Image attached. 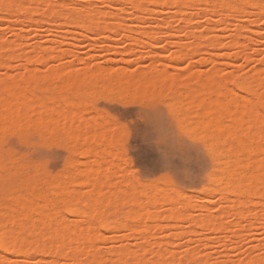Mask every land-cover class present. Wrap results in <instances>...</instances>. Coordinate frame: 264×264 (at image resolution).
<instances>
[{
    "label": "bare ground",
    "instance_id": "bare-ground-1",
    "mask_svg": "<svg viewBox=\"0 0 264 264\" xmlns=\"http://www.w3.org/2000/svg\"><path fill=\"white\" fill-rule=\"evenodd\" d=\"M42 1L43 0H41V1L40 0H0V19L2 17L6 18L7 16H10L11 14L16 15L15 13H19V14L24 15L27 18V21H29V23H28L29 25H30V23L36 24L38 19H40V20H43L45 22L53 21V23L58 21L57 24L59 23V26L61 24L59 22V20L61 19L62 23H66V25H67V22L68 23L72 22V24L75 23V24L79 25L78 29H80L79 27H81V26L83 28L88 29V31L85 29L84 32L86 31L89 33L90 32L89 29L91 30L92 28L93 29H99L98 31L97 30L93 31V29H92V31H91L92 35H94V34L98 35L99 32H100L99 34H101L104 32V30H107V33L105 35H103V36L99 35L100 37L102 36L103 39L105 36H107V37L111 36V35H109V33L110 32L113 33V31H114L112 26H114L116 24L114 26V27H116L117 24H119V25L124 24V23H122V21H126V19L123 18L124 15H121L122 19L116 18L119 20L114 21L115 20L114 14H116L119 17V15L117 13H113L112 15L108 14L107 16H109V18H107L105 13L107 10H109V9H107L109 6H106L103 8L100 5L99 6L92 5L89 2V4L86 3L85 5H82V6H71V7L67 6L66 4L64 5L61 3V5H64L63 7H61L60 5H58L56 3L50 4L49 2H44V1L42 2ZM130 1L134 2V6L132 5V8L135 9V11L132 10V12H131L132 14H133V12L136 13L137 12L136 10L141 11V12L148 10L150 12L152 10L150 7H148V4L150 2L151 3H154V2L159 3L158 0H154L153 2H152V0H130ZM160 1H162V0H160ZM165 1L166 0H164V2ZM168 1H170V0H168ZM15 2H17L18 4H15ZM146 2H147V4H146ZM171 2L176 4V6L175 5L174 6H175V8L177 7V9L179 11L183 12V11H186L188 9H191L192 13L201 14V15H199V17L200 16L202 17V15H203L204 19L209 14L215 15L219 9H223V8H226L228 12H231V16L233 18H235V20L237 19V17L241 13H243L242 15H246V14H250V13H257V15L264 16V0H171ZM197 2H199L200 5H198ZM162 3H163V1H162ZM173 3H171V4H173ZM120 9L122 10L124 8H120ZM177 9H175V10H177ZM121 10H119V11H121ZM175 10H173V11H175ZM112 12L113 11H111V13ZM181 12H180V14H181ZM135 13H134V15H135ZM177 13H179V12H177ZM183 13H185V15H186V12H183ZM149 14H151V12ZM194 14H193V19H192V17L191 18L188 17L186 19V16H184V14H182L181 20H180L179 16H178V18L180 21H184V19H185L186 22L191 20L190 21V23H191L192 21L197 19L194 17ZM110 16L111 17L114 16V20L110 19ZM148 16H150V15H148ZM173 16H174V12H173ZM183 16L185 18H183ZM189 16H192V14H190ZM195 16L198 17V15H195ZM25 17L23 18V21L25 20V23L27 24ZM144 17H145V15H144ZM175 17H177V16H175ZM239 17L241 18V16H239ZM209 18H212V17H209ZM226 18L228 19V16H226ZM254 18L252 20L250 19L251 21L248 20L249 21V22L247 21L248 23L243 22V23L237 24V22H236V25H234L235 23L231 24L230 23L231 20H229L230 21L229 22L227 19L223 18L224 19L223 20L221 18L220 19V22L222 20L221 25H226V23H228V24H230L229 26H233V25L235 26V27H232V29L235 28V31H232L231 34L228 35L229 36L228 42L223 41L222 37L219 36L217 33H213V35L211 36V34H212L211 31L213 32L214 27L211 26L210 22H212L213 24L215 22L217 23L218 21H215V20H213L215 22H213V21L209 22V20H208V23H209L211 28L210 27L207 28V33H211V34H210V36H208L206 38L205 37V23H207V18H206V22L204 21V24L202 23L203 25H201V23L198 20L200 18H198L197 19L198 23H200V26L202 28H204V31H203L202 35H201V32L195 33L196 35H195L194 39L196 41H192V39L188 40L189 42H192V43L194 42L193 43L194 46L196 45V43H198V44L196 45V50H192V49L188 50L189 48L187 46H186V49L184 48L186 50V58H188V57H189V59H190V57L194 58L195 56L193 57V55H195V53L198 54V57H199L200 56L199 53L204 52L201 55L204 57L203 60L205 59L204 60L205 62L210 60V61H212V63L216 62L215 64H219V63L221 64V60H219V59L217 60L218 62L220 61L219 63L217 61L213 62L214 57L215 56L217 57V54L214 53L215 54V56H214L213 53L212 54L210 53L212 58L208 54V57L210 59L209 58L206 59L205 55H203V54L209 53L210 51L206 52L209 49H211V50L220 49L221 50L222 48L223 49L224 48L230 49L231 51L233 50L230 53V55L231 54L233 55L234 52H235L234 54H237V52H240V55H241V52L243 54V50H246L247 47L250 46L249 44H247V42L245 43L244 41L246 39H254L255 37L260 36L259 33L257 32L258 30L256 31V27H253L252 24L256 20H258V22L256 21L257 25H258V23L261 22L260 19L262 20L263 18H260V19L259 18L254 19ZM132 19L134 20V18H132ZM135 19H137V17ZM239 19H237V20H239ZM127 20L131 21L130 19H127ZM142 20L143 19L141 18V20H140L141 22L138 21V23L142 24L143 22H145V21L142 22ZM147 21L149 22L151 20H147ZM20 22H22V21H19L18 23H20ZM131 22H132V24H130V22H129V24L133 25V21H131ZM136 22H137V20H136ZM158 22H161V21H158ZM186 22H184V23L186 24ZM129 24H128V26H129V28H128V26L126 25V22H125V26H127V28L123 29V30H127V29L130 30L131 26ZM160 24H162V23H160ZM192 24H194V23H192ZM195 24H194V26H199V25H195ZM119 25L117 27H119L118 29L121 30L122 28ZM163 25L164 24H162L160 26H163ZM206 25H208V24H206ZM221 25H219V26H221ZM33 26H35V25H33ZM59 26H57V27H59ZM69 26L72 27L73 25H69ZM125 26H123V27H125ZM189 26H191V25H189ZM189 26L185 25V27H187V29ZM194 26H192V27L194 28ZM254 26H256V25H254ZM53 27H55V26H53ZM57 27H55V28H57ZM117 27H116V29L114 28L115 32L117 31ZM201 27L198 28V30L201 29ZM100 29H102L103 31L101 32ZM110 29H112V30H110ZM190 29H191V27H190ZM195 29H196V27L194 28V31H195ZM223 29L227 30L228 26L226 28H223ZM232 29L229 28V30H232ZM80 30H82V29H80ZM108 30L110 31L109 33H108ZM123 30H122V32L124 34ZM128 30H127V32H129ZM198 30H196V31H198ZM202 30L203 29H201V31ZM95 32H97V33H95ZM117 32L120 33L119 30ZM117 32H116V34H117ZM170 32L167 31V35ZM80 33L82 34V32H80ZM84 34H86V33H84ZM84 34H82V35L85 36ZM129 34H131V33H129ZM141 34H142V37L145 38V36L148 33H146V35H145V33H141ZM197 34H199L200 37H199V35L197 36ZM126 35L125 36L123 35V36L125 38H127L128 36L126 37ZM143 35H145V36H143ZM167 35L164 38H168ZM175 35H177V34H175ZM187 35L188 34L185 33V37H183V38H189V37H187ZM189 35H190V31H189ZM138 36H140V35L138 34ZM149 36L151 37V35H148L147 37H149ZM178 36L179 35H177V37ZM191 36L194 37V32H193V35L192 34L190 35V37ZM196 36L199 37V38H197L199 41H197ZM87 37H90V35H87ZM169 37L170 38H168V39H170V40H168V39L167 40L171 41L172 36L170 35ZM129 38H130V35H129ZM131 38H134V37L132 36ZM137 38H134L133 41H135V39H137ZM157 38L158 37L156 36V38H155L156 42H158ZM175 38H176V36H175ZM244 38H246V39L244 40ZM20 39H21V37H20ZM20 39L17 38V39H14V40L8 42V41L3 40V38L0 35V51H6V49H7V51H9V50L17 47L19 45ZM114 39L115 38H113L112 40H114ZM151 39H152V37H151ZM151 39L149 40L150 42H151ZM158 39L160 40V38H158ZM176 39L178 40L180 38H176ZM56 40H55L56 44H58V46L61 45L60 43H57L58 40L57 41ZM138 40L141 41V39H138ZM138 40H137V42H138ZM153 40H154V37H153ZM153 40H152V43L154 46ZM143 41L147 42L148 40L143 39ZM172 41L171 42L174 43L176 40L174 41V38H173ZM184 41L187 42V40H185V39H183L181 42H184ZM60 42L64 43L63 40ZM178 42H180V41H178ZM186 42H184L183 44H185ZM189 42L186 43L185 45L189 44ZM147 43H149V42H147ZM182 45L180 46V48L181 47L183 48L184 45L183 46ZM190 45H191V43H190ZM189 47H191V46H189ZM3 49H5V50H3ZM58 49H60V46L58 47ZM248 49H247V51H249ZM181 50L182 49H180V51H179L180 53H181ZM220 50H218V51H220ZM184 51L182 54H184ZM132 52L135 53V51H132ZM156 52H155V54H157L159 51L157 53ZM1 53H3V52H1ZM1 53H0V65H3V66L8 65L6 63V61L2 59ZM33 53H35V52H33ZM33 53L30 55L24 56L25 60L28 63L33 62V63L40 64L39 62H41L47 54V52L45 50L41 51L39 53L36 52V53H38L37 55H35L36 53L35 54H33ZM52 53L54 54V55L52 54L53 56L49 55L51 57V59L57 60V59H59V57H62L60 52H59V55H56L54 52H52ZM62 53H63V51H62ZM133 53H131V55H133V56L136 55ZM180 53H178V54H180ZM247 53L249 54V52H247ZM247 53L244 51V54H246L244 56L245 57L247 56L248 59H250L249 56H251V54L248 56ZM66 54H68V53H66ZM173 54H176V53L173 52ZM224 54H225V57H227L228 59L229 58L231 59V56L228 57L229 56L228 54H227V56H226V53H224ZM63 55H64V53H63ZM70 55L73 56V54H70ZM133 56H131V57L133 58ZM162 56H163V54H162ZM219 56H221V58L224 57L223 54H221ZM75 57H77V56H75V54H74V59H75ZM158 57H160V56H158ZM171 57H172V59H171ZM171 57H170V59H171L170 62H172L173 59H175V62H176V58L181 59L180 61L187 60V59H184V57L182 55L181 56L177 55L176 58H174V55ZM247 57H246V60H248ZM6 58H10V55H8ZM46 58L47 57H45V59ZM77 58L79 59V57H77ZM134 58H135V56H134ZM192 58H191V60H192ZM251 58H252V56H251ZM156 59H157V57H156ZM179 59H177V60H179ZM200 59L201 58L198 59L199 62H202L203 60L202 59L200 60ZM159 60H160V58H159ZM152 61H153V63H155L154 57H153ZM187 61H190V60H187ZM222 61H223V64H224V62H225V64L227 62L229 64V61L226 62L225 59H222ZM259 61H260V59H259ZM162 63H164V62H162ZM212 63H211V65L213 66L214 64H212ZM192 64L193 63L188 65L187 68L189 70H191L193 65H195V64H193V65ZM231 64H233V62H231ZM198 65L196 67H198ZM153 66H157V65H151L150 69L153 68V69H155L154 72H157L159 67H157V70H156V67L154 68ZM195 66H194V68H195ZM203 66L205 67V64ZM226 66H228V65L226 64ZM36 67L33 68L34 70L30 69L26 73H22V74L18 75L10 83L9 82L8 83H6V82L0 83V130L2 131L3 129H5V130L10 129L9 131L17 130V131H21V132L22 131L24 132V130H25V132H26V130H28L30 128L33 129V127H34L38 130H43V131L46 130V132H47V129H48L50 124L55 128L61 127V126L60 127L58 126L59 124H62L61 120H60L61 122H59L60 118H62V120L64 122L66 121V123H67L68 119H65V118H66V115L68 116V114L70 112L71 113V115L69 114L70 118L72 117V114H73V118L78 117L77 121H79L81 119V121H79V122H82V120H84L85 126H87L86 122L88 123V127L86 128L87 131H83V129H81L83 126L80 127L79 125L84 124L83 123L84 121L82 123L78 122L79 130L80 129L82 130V131H80L81 133L79 132V134L77 133L79 131L78 128L77 129L75 128L77 126V122L76 121H75L76 123L74 122L75 118L74 119L71 118L73 120L74 124L70 123V126H68V125L67 126L72 127L73 132L75 130H77L76 134H78V137L80 134H85L84 136L86 139L87 135H88V138L90 137V135H93L91 137H92V140L95 138L93 141L94 144L96 143L94 145L95 148L92 147L93 144H92V146H89V147H91L90 150H91L92 157H94V159L89 158V160L92 161V162H89V160L87 161L88 158H86L85 161L87 163L84 162V159H83L82 163H80L81 161L79 160V162H77V165H78V163H80L79 166L82 164L83 165L82 168H84L82 170H80V169L78 170L76 168V166H75V168L69 169V170L64 168V169L68 170V172L64 173V169H63V172H62L64 174L63 177L57 179L56 177H53V178H52V176L49 177V175H51L49 173L47 176L45 173H44L45 175L42 173H39V171H37V169L34 172L32 171L33 172L32 174L21 175L18 173V171H16V169L18 167H20L19 165H23L24 163L21 164V162H20V164L16 163L19 165H16L15 162L10 161V160L15 159L13 157L10 158V160H9L10 163H9L8 162L9 157L7 156L8 157L7 162L9 163V165L7 168L5 166V168L7 169V171L5 173V177L10 181V184H9V186H5L4 196L2 194L3 205H1V203H0V205H1L0 206V211H1V214H0V264H41L43 262V260L46 258L45 256H47L49 261L52 260L48 257V255L52 256L51 258H53V260L50 264H55V262H62L61 261L62 258H64V261H65V259H67L70 262V264H71V262H75V264H151L152 261H155V264H167L169 259L179 260L181 258H183L186 262H190V263L193 262L196 264H198V263L217 264V262H215L216 260H213L214 263H211L212 261L209 263L210 260H208V259L211 258L210 256L207 259L208 256H206V255L210 254V253H207V252L205 253V250H204L205 245L207 246V244H208V243H206V244L203 243L206 241V239H205V241H202L201 242L202 245H200V243H197L196 241H198L199 239H202V238L200 236H198V237L196 236L197 240L195 239L196 241H194V242L196 243L197 246L195 245L194 248L190 247L191 249H188L189 247L187 246V248H186L187 251L185 252V254L184 253H182L184 255L180 254L181 257H180V255H177V257L179 256L178 258L176 257V255L174 253L176 252V249L179 248V246L177 243H176V245H177L176 246L174 243L175 241L174 242H172V241L174 239H176L177 237L179 238V236L181 234L186 235L188 232H189L188 233L189 235L193 232L194 234H191L192 236L195 234L200 235L197 233L198 230L196 228L201 226V228L205 227V229H209V230L214 231L215 233L219 234V236H218L219 240H217V241L219 242L220 239H222L220 241V243H222L223 238H224V240L227 239L226 241H228V240L231 241V244L234 241H235V243L238 242L240 244V242H242V238H243L241 236L244 235L242 233H244L245 230L243 228L239 227L236 222L229 223L230 221L229 222H226V220L224 221V217L222 214L223 212H221V211L225 212V210H223V209H225L224 207H229L230 213L236 214V216L240 217V218H242V217L246 218L248 216L249 218H251L252 221H263L264 220V214L260 213V212L258 213L257 212L258 208L256 209L254 207V206H256V203H257V205L261 206L260 204H258V201L262 200V199L264 200V113H262V107H264V69L256 68L250 74L246 73L244 75H240V73H239L240 76L237 73H235L238 71V69H236V68H235V70L233 69V71H235V72H232V69H231V71L228 70L229 71L228 73H226L227 70L225 69L226 74H224V73H222V72H224L223 71L224 69H221L223 67L222 66L217 67L216 65H214L213 68L211 67L212 71L210 70L211 72L209 71V73L203 71L202 69H204V68H201V70L195 68L188 73L186 72V70L188 71V69H186L184 74H183V72H182V75L180 74L181 77L179 75V72H175L176 76L179 75L178 78L180 77V79L186 76L185 77L186 79L185 78L183 79L184 85H183V83L178 84L180 81L178 83H176V81L178 80L177 78H175L176 76L174 74H169L172 72L167 70L166 74H169L168 75L169 78H170V76H174V77H172L174 82L170 81L172 78L168 82L169 78L167 76H166L165 80H167L169 86H171L174 89V92H175L174 95L176 98V102H177V100L179 102H183V104H181V105L185 106V108H184L185 113L186 112L190 113L193 110H195V112H193V114L195 113L196 116H194V117H196L197 119L193 123H192V121H194L195 119L192 120L191 122H189L188 127L190 126V123H192L191 127L196 129L198 132L200 131L202 136L204 135L205 139L207 141H209L210 147H211V148L210 147L209 148L212 151V154H213L212 157L214 158L213 161H215V165H216V167L215 166L214 167L217 169L215 174L213 175L214 177L212 178L211 187L213 188L214 192L217 193L222 198V201H224V204L222 205L223 207L221 206V208H222V210L220 211L221 213L219 214V212H218V213L214 214V213L209 212L208 214L206 213V215L204 213V214L199 216L197 214H192L190 212H171L169 214L160 213V207H159L160 203L163 202L162 203L163 205H165V203H168V202H170V204H178L179 198H172V197L180 196L181 191L177 193L176 190L173 192H171L172 190H170L168 193H166L164 195V197L162 199H159L156 196L149 195L144 190L143 183H141L142 181L137 180L138 178L137 179L135 178L137 180V181L135 180L136 182H133V180H132L133 178L131 180H130V178L125 179L126 182L129 184V186H123V185L117 184V183L113 182L112 180H109L108 178H106V176L103 175V172H102V171H104L103 170L104 167L107 168L106 166L107 165L110 166V164L112 166L113 165L112 164L113 163L112 158L116 155V153L119 154V151L118 152L116 151V150H118L117 147L116 148L113 147V149H112L113 151L110 150V143H111V145H113L115 143L117 144V142H116L117 140L114 139V137L112 136L111 133L108 134V132H111V131H109L107 129L109 127H111V125H112V124L110 125V122H109L110 120H109V118H107L108 115L105 114L107 116V117H105L107 119H105L103 117L104 112L102 113L99 110L102 114L100 112H99L100 114L99 113H97V114H99L101 120H103V121L106 120V121H104L105 123L102 121L104 125L97 122V127H96L94 120L97 118H95L94 115H90V113H89L90 110L92 111V107L90 106L91 109L86 111V109L88 108L87 107L88 103L84 102V100H83V105L86 104V107H84L85 113H86L85 115L89 114L86 117L90 118V116H93V118H94V120H92L93 118L92 119L90 118V120L88 119V121H91V120L94 121L93 122L94 124H92V122H90L92 124V126H94V127H91V126L89 127V122L86 121L87 119L81 118V116H84V114L82 113L83 108L81 109L79 101L78 100L76 101L74 99L73 100L74 102H72V100H69L70 98L67 94H66L67 95L66 97H68L69 99L67 98L65 100L64 98H66V97L64 96V93H62L63 94L62 100H64L67 104H68V102H71V103H69L71 107L65 105V106L69 107V110L71 108L70 111L65 110V112H62L63 109H65V108H63V109L61 108L62 111H60L59 108H57V107H60L59 105H57L59 103V100L57 98H54L55 96L53 95V93H51V94L54 97L51 98L50 96H48V98H50L49 103L51 102V105H48L47 104L48 101H46L45 96L42 95V93H41V91L45 89L44 85L49 83V80L52 78H53L52 79L53 81L56 80L54 77L58 78V76H60V75L63 77L62 74L63 73L65 74V72L67 70H69L71 68V66L67 69V67H64L63 65L61 67V65H60L59 66V68L61 67L60 69L55 68L52 70V68H54V66H53L52 68H49V69H51V72L49 71L50 74L49 75L47 74L48 76L43 75L42 73L40 74L41 70L37 68V70H38L37 71ZM63 68H65V69H63ZM111 69L112 68H109L108 72H110ZM118 69H121V68H118ZM59 70H61V71L65 70V71L64 72L62 71L63 73L61 74V71H59ZM87 70H88V68H87ZM91 70L93 71V73H94V70L97 71V69H94V70L91 69ZM121 70H119V71H121ZM123 70L125 71V69H123ZM164 70L166 71V69H164ZM164 70H163V72H164ZM69 71H67V72H69ZM79 71L76 72L77 78H78V75H80V74H78V73H80ZM85 71L86 70H84V72L82 71L81 73L86 74ZM158 71L160 72L161 70H158ZM46 72H48V71L46 70ZM46 72L45 73L43 72V73L46 74ZM125 72H127V71H125ZM125 72H123V73H125ZM134 72L136 73L135 75H136V80H137L139 78V77L137 78L138 72H136V71H134ZM163 72L161 71V74L159 73V75L157 73L158 76L155 74V76H157L159 78V80L161 78L163 79L162 81L160 80V82L164 81L165 75L163 74ZM72 73L70 71V73H68L69 76ZM91 73L92 72H90V75H91ZM103 73L106 74V71ZM121 73H122V71H121ZM145 73H150V71L149 72L146 71ZM242 73H244V72H242ZM68 74H66L67 75L66 77H68ZM84 74H82V76ZM87 74H89V72ZM87 74L84 76L86 77ZM96 74H97V72H96ZM100 74H101V72H100ZM130 74L133 75V73H131V72H130ZM151 74L154 75V73H151ZM151 74L148 75V78H147L146 74L144 76H146L145 77L146 84L148 85L150 83V85L153 87L154 81L159 82V80L158 79L156 80L155 79L156 77L152 78L153 76H151ZM127 75H128V73H127ZM132 75H130V76H132ZM143 75H141V77ZM82 76L80 77L81 79H82ZM94 76H96V75L94 74ZM121 76L122 75H120V77ZM73 77H71L72 81H73ZM98 77H99V79L102 78L100 76H98ZM63 78H61V79L63 80ZM80 78H79V80H80ZM103 78H106V77H103ZM110 78L111 77H109V79ZM68 79H69V77H68ZM74 79L76 80V78H74ZM90 79H95V78L91 77ZM90 79H89V81H90ZM126 79H127V76H126ZM65 80H67V79H65ZM232 80H236L237 84H232L231 83ZM59 81H61L60 78H59ZM69 81H70V79H69ZM89 81H88V83L92 84ZM110 81H109L110 85L115 82V81L114 82H110ZM131 81L133 82L135 80L132 79ZM65 82H64V84H65ZM74 82H72V85L74 84ZM91 82H93V80ZM123 82L127 83L130 81L128 79L127 82L126 81H123ZM165 82H164V84H165ZM181 82H182V80H181ZM61 83H63V81H61ZM67 83H69V82H67ZM80 83H81V81H80ZM82 83H83V81H82ZM96 83H97V81L95 82V84ZM119 83H122V82H119ZM139 83L143 84L142 81L137 82V84H135V82L133 83V85L135 84L134 87H136V89L134 90L135 94H136V91L138 90L137 86L139 87V85H138ZM89 84H86V85L89 86ZM128 84H130V83H128ZM128 84H125V85H128ZM161 84H163V83H161ZM181 84L183 85V87L179 88L178 85H181ZM56 85L58 87V83ZM92 85L94 86V84H92ZM133 85H132V88H133ZM167 85H166V88H167ZM75 86H77V84L76 85L74 84L73 87H75ZM98 86H100V85H98ZM145 86H144V89H145ZM48 87H50V86H48ZM53 87H55V86H53ZM60 87H62V86H60ZM70 87H72V86H70ZM101 87H104V86H102V84H101ZM128 87L126 89L127 91H128V89H131ZM154 87H156V86H154ZM75 88H77V87H75ZM122 88H123V86L121 87V89ZM124 88H125V86H124ZM160 88H162V87H160ZM65 89H70V88H66V86H65ZM84 89H86V88H84ZM88 89H90V88L88 87ZM110 89H112V88H110ZM148 89H149V87H147V90ZM258 89H260V90L262 89V91H259ZM56 90L58 91V89H56ZM62 90H64V89H62ZM79 90H80V88H79ZM100 90H101V88H100ZM103 90L104 89L102 88V93H103ZM114 90L112 92H114ZM139 90L141 92L142 87ZM147 90H145V92ZM149 90L151 91V89H149ZM158 90H159V92L161 91L159 89V87H158ZM164 90H165V88L163 89V91ZM72 91H74V90H71V92ZM93 91H92L93 92L92 96L94 97L95 89ZM106 91H107V89H106ZM110 91H107V92H110ZM122 91H124V90H122ZM66 92H68V91H66ZM124 92H126V91H124ZM154 92L156 93V91H154ZM86 93H89V92L86 91ZM127 93H129V92H127ZM59 94L61 95V92ZM138 94L142 95V92L141 93L138 92ZM152 94H150V95H152ZM158 94H160V93H158ZM60 95H59V97H61ZM79 95L83 96L81 94H79ZM144 95H145V93H144ZM70 96H71V94H70ZM89 96H90V94H89ZM96 96H98V94ZM85 97H87V95L82 97V98L85 99ZM148 97H149V95H148ZM152 97H154V96L152 95ZM167 98H169V97L167 96ZM94 99H95V97H94ZM158 99H159V97H158ZM172 99H173V97H172ZM155 100H156V98H155ZM64 101L62 103H64ZM89 102H90V99H89ZM179 102H177V103L179 104ZM80 103H82V102H80ZM191 104L192 105L194 104L196 106L195 108L197 110L195 108H192L193 110L191 111V109H190V106H192ZM78 105H79V107H78ZM88 105H90V103ZM63 106H64V104H63ZM78 108L80 110V111H78V113L79 114L81 113L80 114L81 116L78 114L80 117L76 116V114H77L76 111L78 110ZM96 109H98V108L96 107ZM179 109L181 110V108H179ZM66 112H68V113L66 114ZM96 112H97V110H96ZM182 113H183V111H182ZM181 114H180V119H181ZM193 114H190V115L193 116ZM183 115H182V117H184ZM188 116L189 115L187 114V117ZM194 117H192V118H194ZM71 119H70V121L72 122ZM185 120H186V118H185ZM180 121L182 122V120H180ZM188 121L189 120H187L186 122L184 121V123H187ZM64 122L62 125H64V124L66 125V123H64ZM106 122H109V123H107L108 125H106V126H109L108 128L105 127ZM112 123H114V122H112ZM72 125H76V126L73 127ZM67 126H66V128H68ZM115 126L116 125H114V128H115ZM183 126H186V125L183 124ZM100 127H102V129L105 127V130H107L108 135L105 134L106 131L104 129L101 131ZM188 127L187 126L185 127V128H187L186 131L188 133L191 130H192L191 132H195V130L193 131V128H191V127H190L191 129L188 130ZM50 128H52V127L50 126ZM73 128H75V130ZM97 128L100 129L99 131H101V133L98 131ZM62 129H64V128L62 127ZM86 129L84 128V130H86ZM96 129L98 131V134H100V135L105 134L108 137L111 135L113 137L112 139L115 140V143L112 144L111 137H109L110 139H108V138H106L107 136H105V135L101 136L100 141L97 140L98 136H100V135L97 134ZM49 131L53 132L54 130L53 131L49 130ZM103 131L105 133H102ZM67 132H68V130H67ZM73 132L71 131L70 133H72V136L76 137L77 135ZM85 132L86 133L89 132V133L86 134ZM64 133H66V132L64 131ZM70 133H68V134L66 133V135H68L67 137L71 136ZM49 134H51V133L47 134V139H48ZM55 134L56 133H53L51 138H53V136ZM73 134H75V135H73ZM195 134H194V136H195ZM43 135H41V137ZM80 136H82V135H80ZM194 136L192 135V137H194ZM196 137H200V136L197 135V136H195V138ZM1 138H3V137H1ZM43 138H44V136H43ZM70 138H69V140H70ZM80 138H75V141H76V139L79 140ZM83 138L84 137L82 136V138H81L82 141L84 140ZM202 138L203 137H201V139ZM54 139L55 138H53V140ZM203 140H204V138H203ZM54 141H56V140H54ZM87 141H88V139H87ZM90 141H91V139H90ZM103 141L105 143H102ZM44 142H45V140H44ZM50 142H53V141L51 140ZM72 144H70V146ZM77 144L79 145V143H77ZM82 144L86 145L87 143L86 142H85V144L80 143V146ZM102 144H104V146H102ZM74 146H75V144L72 146L74 148V151H75ZM83 147H85V146H83ZM76 148H77L76 150H78V148H80V147L76 146ZM83 149H84V153L85 152L90 153L89 148L88 149L83 148ZM83 149L81 148L80 151ZM114 149H116V150H114ZM71 151H73V149ZM80 151L77 153H80ZM84 153L82 151V153H80V154H84ZM89 155L87 153L86 157H89ZM83 157H85V156H83ZM118 158H121V153H120ZM0 159H2V158H0ZM121 159H123V158H121ZM72 161H73V159H72ZM76 161H77V159L75 160V162ZM69 162H70V160H69ZM36 163L38 164V162H36ZM36 163H34V164H36ZM73 163H71V164H73ZM37 164L35 165L36 167L38 166ZM69 164L70 163H68V165ZM3 166H4L3 162L0 161V168L1 167L3 168ZM71 166L72 165H70V167ZM24 167H25V165H23L22 168L20 167V169H17V170L22 171V169ZM33 167H34V165H33ZM37 168H39V166ZM1 170L2 169H0V172H1ZM27 171H28V169H27ZM41 171L43 172V169H41L40 172ZM59 176H62V175L59 174L58 177ZM0 178L2 179V182H4L1 175H0ZM9 181H7V182H9ZM81 184L83 186L86 185V187L87 186L90 187L89 188L90 190L88 189L89 191H86V193H84V194L78 188L76 190L75 186H77V185L80 186ZM170 186H171V184H169L168 189H170L171 187H172L171 189L174 188V186H171V187ZM1 188H2V186H1ZM17 189H20L21 192L17 193L16 192ZM177 191H179V190H177ZM102 192H103V195H101ZM174 193H176L177 195L176 194L174 195ZM0 195H1V193H0ZM256 197H258L259 200ZM255 201H257V202H255ZM68 202H71L73 204V206L80 209V211H78V212H65V211H63L62 209H63L65 203H68ZM130 202H132L131 204L135 203V205L137 204L139 206L136 205L137 208H128L127 205H129ZM227 202H228V204H227ZM229 202H230V205H229ZM225 203L228 206H225ZM262 204H263L262 206H264V203H262ZM2 206L4 207L3 211L1 210ZM189 206L193 207L195 205L192 204V202H190ZM252 206L254 207V210H253V208H251ZM111 207H117V208L112 209ZM229 208H228V210H229ZM85 210H87V212H89L91 214H95L96 211H99L100 214L104 217L105 222L108 223L109 226L102 228V229L94 227L95 222L91 220L90 216L82 215V213ZM227 212L228 211L226 209L225 219H228L227 217H229V213L227 215ZM161 214H165V216H163ZM233 214H232V216H234ZM68 218H69L70 223L67 221L65 222V220L66 219L68 220ZM234 218H235V220L237 219L236 217H234ZM164 221H166V222L164 223ZM168 221H172L175 224L177 223V221H179L180 224H181V222L183 224L186 223L187 225L186 224L185 225L187 228L184 226L185 228L182 229L183 225L181 224L182 225L181 226L179 224V222L177 224L180 226V228L177 226V224L176 225L171 224ZM82 222H85V223L83 224ZM84 225L87 227H84ZM177 227L179 228V230H176ZM151 228H153V230ZM103 229L114 230L118 234L124 232L125 233V234L123 233L124 236L128 232L129 234H131V236L133 238H136L135 235L139 236L140 237V238H138L139 241L141 240V238H142V240H145L146 238H149V237L151 238L150 234L154 235L152 237H156L155 235H157V233H159V232H164V234L166 232L167 233L169 232V234H167V235H169L170 238L172 236L173 239H172V241H169V239H168L169 236L167 237V235H166L167 239L161 238L160 240H162V241H160L158 239L160 242H155V245L151 244V243H153L151 241L149 242L148 240L147 241L145 240L147 242V244H146L144 241L141 240L143 242L142 245L140 244L141 248H139V246H137L136 248L133 249V248H131L132 246H130V244L129 245L127 244V245L119 246L118 248L110 246L112 248H110V249L107 248L108 250L104 251L101 248V244H103V247H104L105 246L104 244H106L107 238H106L105 233L103 232ZM165 230H166V232H165ZM160 234H159V237H161L163 233L161 235ZM164 234H163V236H164ZM148 235H150V236H148ZM228 236H230V237L234 236V238H233L234 241L231 240L230 238H228ZM235 237L240 238L239 239L240 241L238 239H236ZM103 238L104 239L106 238L105 239L106 241ZM204 238L202 240H204ZM102 240L105 243H101L100 245H98ZM168 244H172L173 249L175 247V252H173V250H172L171 252H173V253L170 252L171 254H169V255L166 253L167 248H171L170 245H168ZM222 244L225 245L226 243L223 242ZM263 244L264 243L261 244L262 246H260L258 244V246L260 248H262V247H264ZM198 245L202 246V247L199 246L200 250H199V248H197ZM203 245H204V247H203ZM234 245H236V244H234ZM166 246H169V247H166ZM239 246L237 245V247H239ZM106 247L107 246H105L104 249ZM234 247H236V246H234ZM256 247L257 246L255 245L253 249L256 250ZM202 248L204 250L203 253H205L206 258L204 257L203 253L201 254ZM257 249H259V248L257 247ZM178 251L181 253V251L179 249H178ZM30 252L31 253L36 252L39 254L40 257L37 256V259L40 258L38 260V262L33 263V261L32 262H30L28 260L23 261V259L21 260L22 262L16 261V259H14L15 260V262H14L12 260L11 256L9 255V254H14V255L16 254L17 255V254L23 253L22 254L23 256H25L24 254H26V259H27V257H28V259H31L29 257H32V256H28V254ZM57 253H59V255H57ZM149 253L153 256V258L152 257L148 258L146 256V254H148V256H151ZM168 253H169V251H168ZM178 253H176V254H178ZM251 256H253V255H251ZM251 256H249L247 258L248 260L245 259L244 264H264L263 255L261 256V254H260L258 256L256 254L253 257H251ZM12 257H14V256H12ZM48 260H46V261H48ZM240 261L241 260H239V262ZM224 262H226V261H224ZM224 262L220 261V263L218 262V264H226L227 263V262L226 263H224ZM239 262L238 263L236 262L234 264H239ZM231 263L232 262H230V264ZM42 264H47V263L44 261V263H42Z\"/></svg>",
    "mask_w": 264,
    "mask_h": 264
},
{
    "label": "rangeland",
    "instance_id": "rangeland-1",
    "mask_svg": "<svg viewBox=\"0 0 264 264\" xmlns=\"http://www.w3.org/2000/svg\"><path fill=\"white\" fill-rule=\"evenodd\" d=\"M43 1L49 2L50 4L56 3L58 5H61V3H62L64 5L66 4L68 6V4L66 3V0H43ZM153 1L154 0H152V2ZM162 1H163V3H162ZM162 1L158 0L159 3H157V2L151 3L150 2L148 4V7H150L152 10V11H150L151 14H149L150 12L148 10H145L146 12L145 11L141 12V11L136 10L138 13L139 12L140 13L138 14L137 12L136 13L133 12V14H132L131 13L132 10L135 11V9L132 8V5L134 6V2H132L130 0H127V1L126 0H122V1L121 0H71L72 6H82V5H85L86 3L89 4V2H90V4L95 5V6L100 5L103 8L106 6H109L107 8L109 10H107L105 13L106 16L108 14L112 15L113 13H117L119 15V17H118L116 14H114L115 20H114V16L113 17L110 16V19H112L114 21H116V20L118 21L119 19H122L121 15H124L123 18L126 19V21L121 20L122 23H124V24H120V25L117 24V26L118 25L121 26L122 29L120 30V29H118L119 27L116 26L117 31L119 30L120 33L122 32L123 29L127 28L129 22H130V24H132L131 21H133V25L129 24L131 26L130 30L127 29L129 32H127V30H123L124 34H123V32L120 34L116 31L117 32V34H116V32H115L116 27H114L116 25L115 24L114 26H112V28L114 30L113 33L108 30V33L110 32L109 35H111V36L113 35V36L112 37L111 36H109V37L105 36L104 39L102 36L107 33V30H104V32H103L104 34L103 33L99 34L100 32L98 33V35L93 33L95 35L94 36L91 33L93 28L91 30L89 29V31H90L89 33L86 31L84 32V30L86 28H83L81 26L79 28L82 30H80V29H78L79 25H77L75 23L72 24V22H69V23L67 22V25H68L67 26L66 23H62L61 19L59 20V22L61 23L60 26H59V23L57 24L58 21L53 23V21L45 22L43 20L38 19V21L36 23L38 25L37 26L35 23H32V24L30 23V25H29L28 24L29 21H27V18L24 15L19 14V13H15L16 15L11 14L10 16H7L6 18L2 17L0 19V35L3 38V40L9 42V41H12V40L17 39V38L20 39V37H21V39L19 40L20 42H19V45L17 47H15L9 51H7V49H6V51H0V53L3 52V53H1L2 59L5 60L6 63L8 64V65H4V66L0 65V83L1 82H6V83L9 82L10 83L18 75H20L22 73H26L30 69L34 70L33 68L36 66H37L36 70H37V68L40 69L41 70L40 74L42 73L43 75H47V74L49 75L50 74L49 71L51 72V69H49V68H52L53 66H54V68H52V70L55 68H59L60 65H61V67H62V65L64 67H67V69L71 66L72 69L70 68L69 70L71 71V73L72 72L73 73L70 76L68 74V73H70L69 70H67L69 72L66 71L65 74L63 73L65 70L64 71L62 70L63 72L61 70H59V71H61V74L63 73L62 75L64 78L60 75V76H58V78L54 77L56 79L54 81L52 80L53 78L50 79L49 80L50 84L45 83L46 84V85H44L45 89L42 90L41 93H42V95L45 96L46 101H48L47 102L48 105H51V102L49 103L50 98H48V96H50L51 98L55 96L54 98H57L59 100V103H60V104L59 103L57 104L60 106L57 108H59L60 111H62L61 108L62 109L65 108V109H63L62 112H65V110L68 111L69 107H71L69 104L71 102H68V104H67L64 100H62V95H63L62 93H64L65 97L68 95L70 98L69 99L68 97H66V98H64L65 100L68 98L69 100H72V102H74L73 101L74 99L76 101L77 100L79 101L81 109L83 108L82 113L84 114V116H81L80 115L81 113L80 114L78 113V111H80L79 108L76 111L77 112L76 116L80 115L81 118L87 119L86 121H88V119L90 120V118L92 119L93 116H90V118L86 117L89 114L85 115L86 113H85L84 107H86V104L83 105V100H84V102H86L88 104L90 103V105L87 104L88 108L86 109V111L90 110L92 107V111L90 110L89 113H90V115H94L95 118H97L95 120H94V118L92 119L95 121L96 127H97V122L100 124H103V122L106 121V120H104V121L101 120V118L99 116V114L101 112L102 113L104 112V114H103L104 118L107 117L106 115H108L107 118H109V120H110L109 121L110 125L111 124L113 125V126L111 125V127L106 126V125H108L107 123H109V122H106L105 127H107V128L109 127L107 129L109 131L111 128H114L115 124L112 122H114V120L117 118L126 117L127 121H135L136 122L135 125L133 126V129L130 131L129 136L127 137V139L125 141H122L119 138L118 139L115 138L117 140L116 141L117 144L115 143V140L112 139L114 137L113 133L108 132V134L111 133L113 136V137L111 135L109 136L112 139L111 140L112 144L115 143L113 145H111V143H110V150H112L113 147H115V148L117 147L118 150H116V149H114V150H116L117 152L119 151V154L116 153V155L114 157L112 156L113 158L111 157L113 159V163H112L113 165L111 166V164H110L111 167L109 165H107V166L105 165L107 168L104 167V169H103L104 171H102V172H103V175L106 176V178H108L109 180H112L113 182H115L117 184L123 185V186H129V184L125 180L127 178H130V180L133 178L132 179L133 182L140 180V181H142L141 183H143L144 190L149 195L156 196L159 199H162L164 197V195L166 193H168L170 190H172L171 192L176 190L177 193L181 191L180 196L172 197V198H179L178 204H170V202H168V203H165V205H163L162 204L163 202L160 203V205H159L160 213L169 214L171 212H190L192 214H197L200 216L204 213L206 215V213L208 214L209 212L214 213V214L218 213V212L220 214L221 212H223L222 214L224 217V221L225 220H226V222L230 221L229 223L236 222L239 227H241L245 230V232L242 233L244 235L241 236L243 238H242V242H240V244L238 242L235 243V241L233 239L234 236L233 237L228 236V238H230L234 242H232V244H231V241H229V240L226 241L227 239L224 240V238H223L222 243L223 242L226 243L225 245H223L222 243H220V241L222 239H220L219 242L217 241V240H219L218 239L219 234H217L214 231H211L209 229H205V227L201 228V226L196 228L198 230L197 233L200 235L195 234L192 236L191 234H194L193 232L192 233L190 232L191 233L190 235L188 234L189 232L188 233L186 232L187 233L186 235L181 234L179 236V238L177 237L176 239H174L172 241L173 237L171 236V238H170V236L167 235V234H169V232L167 233L165 230V232H166L165 234H164V232H159V233H157V235H155L156 237H152L154 235L150 234L151 238L150 237H149L150 239L146 238L145 239L146 241L147 240L149 242L151 241V242H153L151 244L155 245V242L162 241V240H160L161 238L167 239V237L169 236L168 237L169 241H172V242L175 241L174 242L175 245L177 243L179 248L176 247L177 249L175 252V247L173 249V245L168 244V245H170L171 248H167L166 253L169 255V254L175 252L174 254L177 257V255H180L182 253L185 254V252L187 250L186 249L187 246L189 247L188 249H191L190 247L194 248V246L196 245V243L194 241L197 240L198 236H200L202 239L205 237L204 240L198 238L199 242L198 241H196V242L200 243V245H202L201 242L205 241V239H206V241L203 243H205V244L208 243L207 246L205 245L204 250H205V253L206 252L210 253V254L206 255V256H208L207 259L209 258V256L211 257L208 259V260H210L209 263L211 261H212L211 263H214L213 260H216L215 262H219V263H220V261L221 262L226 261L227 263L226 262H224V263L230 264V262H232L231 264H234L236 262L238 263L239 260L245 261V259H247L249 256H251V255L255 256L256 254L258 256L261 254V256L263 255V257H264V247L260 248L258 246V244L260 246H262L261 244L264 243V226H262V225H264V220L263 221H252L251 218H249L248 216L246 218L237 217L236 214L230 213L229 207H224L225 209H223V210H225V212L227 209V211H228L227 215L229 213V217H227L228 219H225L226 213L224 211H221L222 210L221 206L224 204V201H222V198L217 193H215L213 188L211 187L212 178L214 177L213 175L215 174L217 169L215 168L216 167L215 161H213L214 158L212 157L213 156L212 151H209V149L211 148L210 143H209V141H207L205 139L204 135L202 136L200 131L198 132L196 129L191 127L192 123L195 122L197 119L196 117H194V116H196L195 113L193 114V112H195V110L192 109V108H195L196 106L194 104H193L194 106L192 104H191L192 106L189 105L191 111L192 110L193 111L190 113H187V112L185 113V110H184L185 106L181 105V104H183V102H179L178 100H177V102H179V104L176 102V98L174 95L175 94L174 89L171 86H169V84H168L169 80L172 77H174V76H170V78H169L168 77L169 74H174L176 76L175 72H179V75L180 74L182 75V72L184 74L185 70L188 69L187 68L188 65H190L191 63H193L195 65L196 64L198 65L200 63L199 65L200 66L202 65L201 67L199 65H198V67H196L197 65L195 66L192 64L193 67L191 70H193L195 68L201 70V68H204L202 70L205 72H208V73L213 68L214 65H216L217 67L222 66L223 68H221V69H224L223 70L224 72H222L224 74L228 73L229 72L228 70L231 71V69H232V72H235V71H233V69L235 70V68H236V69H238V71L236 70L237 72H235V73H237L238 75H239V73H240V75H244L246 73L250 74V73H252V71L254 69L261 68L260 61H259V59H260L259 53L261 51H264V16L257 15V13H250V14H246V15H242L243 13H241L239 15V16H241V18L238 16L237 19H239V18L240 19L235 20V18H233L231 16V12H228L226 8H223V9H219L215 15L209 14L210 16L208 15L204 19L203 15H202V17L201 16L199 17V15H201V14L192 13L191 9L183 11V12H186V15H185V13L179 11L177 9V7L175 8L176 4L171 2V0L170 1L166 0L165 2H164V0H162ZM171 3H173V4H171ZM197 3H198V5H200L199 2H197ZM15 4H18V3L15 2ZM146 4H147V2H146ZM120 8H124V9L121 10ZM125 9L126 10L128 9V10L126 11ZM175 9H177V10H175ZM119 10H121V11H119ZM173 10H175V11H173ZM111 11H113V12L111 13ZM173 12H174V16H173ZM177 12H179V13H177ZM180 12H181V14H180ZM134 13H135V15H134ZM145 13L146 14L148 13V14L146 15ZM182 14H184V16H186V19L188 17L189 18L192 17V19H193V14H194L195 18H197V19L200 18L198 20L201 23V25L204 24V21L206 22V18H207V23H205V37L207 38L208 36H210L211 33H212L211 36L213 35V33H217L219 36L222 37L223 41H225V42L229 41L228 35L231 34L232 31H235V28L232 29V27H235L234 25H236V22H237V24H240L243 22L246 23L248 20L251 21L256 15L258 17L256 16L255 18H259V19L263 18V19L262 20L260 19L261 22L259 21L260 23H258V25H257L258 20H256L257 22L255 21L252 24L253 27H256V31L258 30L257 32L259 33L260 36L255 37L254 39L244 38V40L246 39L244 42L245 43L247 42V44L250 45V46L248 45L250 48L247 47V49L249 48L248 49L249 51H247V49L243 50V54L241 52V55H240V52H237V54H234L235 53L234 52L233 55L232 54L230 55V53L233 50L231 51L230 49H225V48H224L225 50L222 48L221 50L220 49H217V50L209 49L208 51H206V52L210 51L209 53L203 54V55H205L206 59L209 58L208 54L211 56L212 53L213 54L215 53V54H217V57L219 55L223 54V56H224L223 58H221V56H219L217 58L214 54V56L217 59L214 57L213 62L217 61L218 59L221 60V64L219 63L220 61L219 62L217 61L219 64H215L216 62L212 63V61H210V60H208L209 62L208 61L205 62L204 61L205 59L203 60L204 57L201 54L204 52L199 53L200 54L199 57H198V54L195 53V55H193V57L195 56L194 58H192V57H190V59H189V57L186 58V50H185L186 46L189 48L188 50H190V49L196 50V45L198 44V43H196V45L194 46L193 45L194 42L192 43V42H189L188 40L192 39V41H196L194 39L195 35H196L195 33L201 32V35H202L204 28H202L200 26V23H198V20L195 18H194L195 20L192 21L191 23H190L191 20L188 22H186L185 19H184V21H180L182 19L181 18ZM190 14H192V16H189ZM144 15H145V17H144ZM148 15H150V16H148ZM195 15H198V17H196ZM23 16L25 17L27 24L25 23V20L23 21V18H24ZM175 16H177V17H175ZM178 16H179L180 20H179ZM184 16H183V18H185ZM226 16H228V19L226 18ZM136 17H137V19H135ZM209 17H212V18H209ZM107 18H109V16H107ZM116 18H119V19H116ZM132 18H134V20ZM141 18L143 19L142 22L145 21L142 24L138 23V21H140ZM221 18L222 19L225 18L228 21L231 20V22L230 21L229 22L231 24H234V23L235 24L233 26H229L230 24H228V23H226V25H221L222 24V20L220 22ZM127 19H130V20L132 19V20L129 21ZM136 20H137V22H136ZM147 20H151V21L148 22ZM208 20H209V22L215 20V21H218L220 23L219 24L218 22L216 23L215 21H213L216 23V24L215 23L213 24L212 22H210L212 27H214V28L216 27L215 29L213 28V32L211 31V33H207V28L210 27ZM19 21H22V22L18 23ZM158 21H161V22H158ZM125 22H126L127 26H125ZM184 22H186V24ZM160 23H162L164 25L160 26V25H162ZM192 23H194V24L196 23L195 25H199L201 27V29H203V30L202 31H201V29L198 30V28H200V27L194 26V24H192ZM188 24L191 26H189ZM206 24H208L209 26ZM218 24L221 26H219ZM33 25H35L36 27ZM56 25L59 27H57ZM69 25H73V26L71 27ZM185 25L189 26L188 29H187V27H185ZM254 25H256V26H254ZM53 26H55L57 28H55ZM123 26H125V27H123ZM192 26H194V28L196 27L195 31L196 30H198V31L195 32L194 28ZM227 26H228L227 30L223 29V28H226ZM190 27L192 30L190 29ZM128 28H129V26H128ZM229 28L232 30H229ZM86 30L88 31V29H86ZM96 30L98 31L99 29H93V31H96ZM110 30H112V29H110ZM100 31L102 32L103 30L100 29ZM167 31L168 32L171 31V32L168 33V35H167ZM189 31H190V35L191 34L193 35V32H194V37L193 36L190 37ZM80 32H82V34L86 33L87 35H90V37H87V35L84 34L86 36L85 37ZM95 33H97V32H95ZM129 33H131V34H129ZM141 33H145V35H146V33H148V34L146 36L143 35V36H145V38H144V37H142ZM185 33L188 34L187 37H189V38H183V37H185ZM138 34L140 36H138ZM165 34L167 35L168 38H170L169 36L171 35L172 36L171 41L174 38V41L176 40L177 42L176 41L175 42L177 44L175 42L172 43L173 41L172 42L168 41V40H170L168 38H164L166 36ZM175 34H177L179 36L177 37V35H175ZM99 35H102V36L100 37ZM123 35L124 36L126 35V37L127 36L128 37L125 38ZM129 35H130V38L132 36L134 38H137V37L138 38L135 39V41H133L134 38L130 39ZM148 35H151L152 39L150 36L147 37ZM174 35L176 36V38H180V39L177 40ZM198 35L199 34H197V36ZM156 36L158 38H160V40L157 38V41L159 43L156 42V39H155ZM197 36H196V39L200 37V35H199V37H197ZM153 37H154V40H153ZM113 38H115V39L112 40ZM142 38L144 40L147 39L148 40L147 42H149V43H147L146 41H143ZM138 39H141V41H139ZM150 39H151V42L149 41ZM183 39L187 40V42L186 41H184V42H186V43L189 42V44H187V45H185L186 43L183 44L184 42H181ZM55 40L57 41V43L61 44V45H59L60 49H58L59 46H58V44H56ZM62 40L64 41V43L60 42ZM137 40H138V42H137ZM152 40L154 42V46H153ZM178 41H180V42H178ZM197 41H199V40L197 39ZM190 43H191V45H190ZM181 45L183 46V48L182 47L180 48ZM189 46H191V47H189ZM180 49H182L183 51L185 50L184 54H182L183 53L182 50H181V53L179 52ZM3 50H5V49H3ZM44 50L47 52V54L45 56L47 58L45 59V57H44V59L41 62H39L40 64L33 63V62L28 63L24 58V56L30 55L33 52L39 53V52L44 51ZM218 50H220V51H218ZM58 51L60 52L62 57H59V59H57V60L51 59L50 56L54 55L52 52H54L56 55H59ZM62 51H63L64 55H63ZM132 51H135V53H133ZM156 51L157 52L159 51V52L157 53ZM244 51L246 53L249 52V54L248 53L247 54H248V56L251 54L252 58H251V56H249L250 59H248V57L246 56L248 59V60H246V57L244 56L246 54H244ZM155 52L157 54H155ZM173 52L176 54H173ZM35 53H33V54H35ZM38 53H36L35 55H37ZM66 53H68V54H66ZM131 53L136 54V55H134L136 59L134 58L133 55H131ZM178 53H180V54H178ZM224 53H226V56L228 54L229 55L228 57L231 56V59L230 58L228 59L227 57H225ZM70 54H73V56H71ZM74 54H75V56L79 57V59L77 57H75V59H74ZM162 54H163V56H162ZM8 55H10V58H6ZM130 55L133 56V58ZM173 55H174V58H176L177 55H180V56L182 55L184 57V59H187L190 61H187V60L180 61L181 59L176 58V62H175V59H173L174 62L173 61L170 62V60L172 59L171 56H173ZM152 56L154 57L155 63H153V61H152V59H153ZM158 56H160V57H158ZM156 57L158 60L160 58V60L158 61L156 59ZM170 57H171V59H170ZM191 58H192V60H191ZM199 58H201L204 62L203 61L199 62V60H198ZM211 58H212V56H211ZM177 59H179V60H177ZM222 59H225L226 62L229 61V64H228V62L226 63L228 66H226L225 62H224L225 65L223 64ZM230 61L233 62V64H231ZM162 62H164V63H162ZM211 63L214 65L212 66ZM204 64H205V67L203 66ZM151 65H157V66H153V67L154 68L156 67V70H157V67H159L158 70H161L162 72L164 69H166V71L164 70V72H163V74L165 75L163 82H160V80L161 81L163 80L162 78L159 80V78L157 77L159 75V73L161 74V71L159 72L157 70V72H154L155 69H153V68L150 69ZM194 66H195V68H194ZM87 68H88V70H87ZM109 68H112L110 72H108ZM118 68H121L122 70L118 69ZM63 69H65V68H63ZM91 69H93V70L97 69V71L94 70V73H93V71ZM123 69H125V71H127V72H125ZM225 69L227 70V72ZM46 70L48 72H46ZM76 70L77 71L80 70L79 71L80 73H78V74H80V75H78V78H77V73H76L77 71ZM81 70L83 72H84V70H86L85 73L87 74L89 72V74H87V76L85 77L84 75H86V74L81 73L82 72ZM119 70H121L122 73ZM167 70L172 72V73L168 72L169 74H166ZM191 70L188 69V71L186 70V72L188 73ZM105 71H106V74L103 73ZM129 71L131 73H133V75L130 74ZM134 71H136L138 73L140 72L139 73L140 75L137 73V78L139 77L137 80H136V75H135L136 73ZM146 71H148V72L150 71V73H145ZM43 72L44 73L46 72V74H44ZM90 72H92L91 75H90ZM96 72H97V74H96ZM100 72H101V74H100ZM123 72H125V73H123ZM242 72H244V73H242ZM127 73H128V75H127ZM144 73L146 74L147 78H148V75H150L151 73H154V75L151 74V76H153L152 78L156 77L155 79L156 80L158 79L159 82L154 81L153 87L150 85V83L147 85L146 79H145L146 76H144L145 75ZM157 73H158V75H157ZM66 74H68V77H69L71 82L69 81L68 77H66L67 76ZM82 74H84V75L82 76ZM94 74L96 76H94ZM155 74L157 76H155ZM120 75H122V76L120 77ZM125 75L127 76V79H126ZM130 75H132V76H130ZM141 75H143V76L141 77ZM181 75H180V77H181ZM81 76H82L83 80L80 78ZM98 76H100L102 78L99 79ZM166 76L169 78L168 82H167V80H165ZM178 76L175 77L178 79L176 81V83H178L179 81L180 82L178 84L183 83L184 82L183 79L186 76L183 77L184 76L183 75L182 76L183 78H181V79H180V77L178 78ZM71 77H73V81L71 80L72 79ZM91 77L95 78V79H90ZM103 77H106V78H103ZM109 77H111V78L109 79ZM59 78L61 81H63V83H61V81H59ZM61 78H63V80ZM74 78H76V80ZM79 78H80V80H79ZM65 79H67V80H65ZM89 79H90V81H89ZM128 79L130 82H127ZM132 79L135 81L132 82L131 81ZM142 79L143 80L145 79L144 80L145 82ZM92 80H93V82H91ZM181 80H182V82H181ZM80 81H81V83L83 81V83L81 84ZM88 81L90 83L94 84V86L92 84H89ZM96 81H97V83L95 84ZM109 81L110 82L115 81L113 83L114 85L113 84L110 85ZM123 81H126L127 83H125ZM140 81H142V83L144 84V85L141 83L138 84L139 87L140 86L142 87V91H141L142 95L138 94V92L141 93L139 90L141 87L139 88L137 86L139 91L137 90L136 94L134 91L136 89V87H134L135 84H137V82H140ZM170 81L174 82L173 78ZM64 82H65V84H64ZM67 82H69V83H67ZM72 82H74L75 85L77 84V86H75L77 88L73 87L74 84L72 85ZM119 82H122V83H119ZM134 82H135V84L133 85ZM164 82H165V84H164ZM57 83H58L59 88L56 85ZM128 83H130V84H128ZM161 83H163L164 85ZM86 84H89V86ZM101 84L104 87H101ZM125 84H128V85H125ZM131 84L133 85V88H132ZM98 85H100V86H98ZM166 85H167L168 89L166 88ZM183 85H184V83H183ZM183 85L181 84L178 86L180 88V87H183ZM48 86H50V87H48ZM53 86H55V87H53ZM60 86H62V87H60ZM65 86H66V88H70V89H65ZM70 86H72V87H70ZM122 86H123V88L121 89ZM124 86H125V88H124ZM144 86H145V89H144ZM154 86H156V87H154ZM78 87L80 88V90ZM88 87L90 89H88ZM109 87L112 89H110ZM127 87L131 88V89H128V91H127L126 90ZM147 87H149V89H151V91L149 89L147 90ZM158 87L161 90L160 92L158 90ZM160 87H162L163 89L165 88V90L166 89L167 90L163 91V89ZM84 88H86V89H84ZM100 88H101V90H100ZM102 88L105 90V91L103 90V93H102ZM56 89H58V91ZM62 89H64V90H62ZM94 89H95V95H94L95 99L92 96ZM106 89H107V91H110V90L111 91L107 92ZM71 90H74V91L71 92ZM113 90H114V92H112ZM122 90H124L126 92H124ZM145 90H147L146 92L147 93L149 92V93L147 94L145 92ZM153 90L156 91V93ZM258 90L262 91V89L261 90L258 89ZM66 91H68V92H66ZM86 91H88L89 93H86ZM60 92H61V95L59 94ZM127 92H129V93H127ZM143 92L145 93V95ZM51 93H53L54 96ZM158 93H160V94H158ZM70 94H71V96H70ZM79 94H81L83 96H80ZM89 94H90V96H89ZM97 94H98V96H96ZM150 94H152L156 98V100ZM59 95L61 97H59ZM86 95H87V97H85V99L82 98ZM148 95H149V97H148ZM167 96L169 98H167ZM158 97H159V99H158ZM172 97H173V99H172ZM89 99H90V102H89ZM157 100L158 101H162V100L163 101H170L171 103L164 105V110L158 111L152 107L154 104H156L158 102ZM63 101H64V103H62ZM80 102H82V103H80ZM63 104H64V106L67 105L69 107H67V106L64 107ZM78 107H79V105H78ZM96 107L98 109H96ZM179 108H181V110ZM70 110H71V108H70ZM96 110H97V112H96ZM182 111H183V113H182ZM67 113L68 112H66V114ZM97 113H99V114H97ZM69 114L71 115L70 112H69ZM69 114H68L69 117L67 115H66V118L64 117L65 119H68L67 123H66V121L64 122L62 120V118L59 119V122L62 121V124L64 122V123H66V125L65 124L64 125L59 124L58 126L59 127L61 126V127L55 128L50 124L48 129H47V132H46V130H44V131L38 130L34 127H33L34 130L32 128H30V129L26 130V132H25V130H24V132L23 131L21 132V131H17V130H13V129L12 130L14 132L9 131L10 129H6L8 132L5 129H3L2 131L0 130V138L3 137V138H1L2 140L0 139V158H2V159H0V161L3 162V165H4L3 168L2 167L0 168L3 170V171L1 170L0 175L4 180V182H2V179L0 178L1 179L0 180L1 181L0 182V193H1L0 203H1V205H3L2 194L4 196L5 186H9V184H10V181L5 177V173L7 171L6 168L8 167V165L10 163L9 160L12 157L15 159L10 160V161L15 162V164L16 163L20 164V162H21V164L24 163L23 165H25V167L22 169V171L21 170L19 171L17 169H20V167L22 168L23 165L16 164V165L20 166L16 169V171H18V173L21 175L32 174L37 169V171H39V173H42V174L45 173L46 176L49 173V174H51V175H49V177L52 176V178L56 177L57 179L63 177L64 174L62 172H63L64 168L69 170V169L75 168V166H76V168L78 170L79 169L82 170V169H84V168H82L83 165L81 164L82 166L81 165L79 166V164L82 163L83 159H84L85 163H87L85 161L86 158H88L87 161L89 160V158L94 159V157H92V154H91V150H90L91 147H89V146H92V144H93L92 147H94V145L96 144V143L94 144V142H93L95 138L92 140L91 136H93V135H90L89 138L87 135V137L85 139V136H84L85 134H80L84 137L83 139L85 141L81 140L82 136L79 135V137H78L79 132L82 131L81 129H83V131H87L86 128L88 127V123L86 122L87 126H85V121L82 120V122L84 121L83 122L84 124H81L79 126L80 127L85 126L84 128L86 130H84L83 127L79 130L78 122L81 121V119L80 120L78 119L79 121H77L78 117H74L75 118L74 119L73 114H72L71 118L74 119V122L75 121L77 122V126L76 125H72V126L73 127L76 126L75 128L76 129L78 128V130H79L77 132V130H75V128H73L75 130L73 132L72 127H68V126H70V123L74 124V122L70 118ZM180 114H181V119H180ZM187 114L189 115L188 117H187ZM190 114H193V116H191ZM182 115L184 117H182ZM192 117H194V118H192ZM107 118H105V119H107ZM185 118H186V120H185ZM70 119L72 120L73 123L70 121ZM179 119L182 120V122ZM92 120L88 121L89 127L90 126L94 127V126H92V124H94L93 123L94 121H92ZM187 120H189V121L187 123H184V121L186 122ZM192 120H194V121H192ZM191 121H192V123H190V126L188 127L189 122H191ZM82 122H79V123H82ZM90 122H92V124ZM182 123L188 127V130L193 128V131L195 130V132H191L192 131L191 130L188 133L186 131L187 128H185L186 126H183ZM50 126L52 128H50ZM66 126L68 128H66ZM62 127L64 129H62ZM102 127H100L101 131L103 129L105 130V127L103 129H102ZM97 129H98V131L100 130L99 128H97ZM97 129H96V131H97ZM49 130H52V131L54 130V131L51 132ZM67 130H68V132H67ZM107 130H105L106 133L104 131L102 133L107 134ZM64 131L67 134L70 133L71 131L75 134L77 132L78 134H76L77 136L75 137V136H72V133H70V135H71V136L69 135L71 137L70 138V137H67L68 135H66V133H64ZM98 131H97V134H98ZM101 131H99V132L101 133ZM48 133H51V134L48 135V139H47ZM53 133H56L53 136V138H55L54 140H56V141H54L53 138H51ZM87 133H89V132H87ZM193 133L194 134L196 133L195 136L199 135L200 137L195 138ZM75 134H73V135H75ZM105 134H103V135H105ZM162 134H163V139H162ZM41 135H43L44 138H43V136L41 137ZM98 135H100V134H98ZM103 135L98 136L99 139L97 138V140L100 141V138ZM107 135H105V136H107ZM192 135L194 137H192ZM109 137L107 136L106 138L110 139ZM201 137H203L205 141L203 140V138L201 139ZM69 138L71 141L69 140ZM75 138H80V139L79 140L76 139V141H75ZM87 139H88V141H87ZM90 139H91V141H90ZM44 140H45V142H44ZM51 140L53 142H50ZM85 142L87 143L86 144L87 146L82 144L85 147H83L82 145H81L82 146L81 147L80 143L85 144ZM77 143H79V145ZM102 143H105V142L103 141ZM70 144H72V145L70 146ZM74 144H75V146H74L75 151H74V148L72 147ZM76 146H78L80 148H78V150H76L77 149ZM102 146H104V144H102ZM71 148L73 149V151H71L72 150ZM81 148L82 149L83 148H85V149L89 148L90 153L89 152H87V153H88V155L90 154L91 156L89 155V157H86L87 153L86 152L84 153V149L80 151ZM79 151H80V153H82V151H83V153L85 155L77 153ZM120 153H121V158H123L124 160L121 158H118ZM7 156L9 157V159ZM83 156H85V157H83ZM7 159H8L9 163L7 162ZM72 159H73V161H72ZM76 159H77V161L75 162ZM69 160H70V162H69ZM79 160L81 162L78 163V165H77V162H79ZM36 162H38V164ZM89 162H92V161L89 160ZM34 163H36L39 166V168H37L38 166L36 167L35 166L36 164H34ZM68 163H70V164L68 165ZM71 163H73V164H71ZM33 165L35 168L33 167ZM70 165H72L73 167L72 166L70 167ZM5 166H6V168H5ZM27 169H28V171H27ZM41 169H43V172L42 171L40 172ZM66 169H64V173L68 172V170H66ZM130 170H132L134 172V174L132 176H129L127 174ZM58 173L61 174L62 176L58 177V175H59ZM159 177L170 178L171 180H174L175 183H167V182L159 179ZM135 178L136 179L138 178V179L136 180ZM7 181H9V182H7ZM117 181H119V182H117ZM169 184H171V186H174L175 189L174 188H173L174 190L171 189L172 188L171 186H170L171 188L169 187L170 189H168ZM1 186H2V188H1ZM77 188L81 192H83V194L86 193V191L90 190L89 189L90 187H88V186L86 187V185L83 186L82 184L80 186H78V185L75 186L76 190H77ZM177 190H179V191H177ZM16 192L20 193L21 190L17 189ZM175 194L176 193H174V195ZM256 198L258 199V197H256ZM262 200L258 201V204H260L261 206L257 205V203H256V206H254V207L256 209L258 208V210H257L258 213L260 212V213L264 214V206H262L263 205ZM189 201L192 202V204H194L195 206L190 207ZM255 202H257V201H255ZM131 203L132 202H130L129 205H127L128 208H137L136 207L137 204L135 205V203L134 204H131ZM227 204H228V202H227ZM227 204L225 203V206H228ZM229 205H230V202H229ZM137 206H139V205H137ZM254 207L252 206L251 208H253V210H254ZM3 208L4 207L2 206V208H1L2 211H3ZM111 208L115 209L117 207H111ZM228 208H229V210H228ZM0 214H1V211H0ZM165 214H161V215L165 216ZM232 214L234 216H232ZM234 217H236L238 220L237 219L235 220ZM66 221L69 222V218H68V220L66 219L65 222ZM165 222L166 221H164V223ZM168 222L171 224H175L172 221H168ZM178 222L179 221H177V223ZM82 223L84 224L85 222H82ZM179 224H180V222H179ZM181 224L180 225L182 226V229H184L187 225L186 223H185L186 224L185 225L182 222H181ZM177 226L180 228V226L178 224H177ZM84 227H87V226L84 225ZM178 227L176 230H179ZM151 229L153 230V228H151ZM103 232L105 233L106 238H107V241L105 240L106 238L105 239L103 238L106 241V244H104V245L107 247L104 249L105 246L103 247V244H101V243H105V242H103V240L98 245L101 244V248L104 251L108 250L107 248H109V249L112 247L118 248L119 246H123V245H127V244L128 245L130 244V246H132L131 248H133V249L136 248L137 246H139V248H141L140 244L142 245V243H143L142 241H144L147 244V242L145 240H142V238H141L142 241L141 240L139 241V239H138V238H140L139 236L135 235L136 238H133L131 236V234H129L128 232L126 233L127 236L123 235L124 232L118 234L114 230L103 229ZM160 233L161 234L163 233L164 236L162 234V236L159 237ZM150 235H148V236H150ZM166 235H167V237H166ZM236 239L239 240L240 238H236ZM233 243L236 245H234ZM200 245H198L197 248H199ZM237 245L238 246L240 245V246L237 247ZM255 245L259 249H257V247H256V250H254L253 248ZM110 246H112V247H110ZM234 246H236V247H234ZM166 247H169V246H166ZM200 247H202V246H200ZM203 247H204V245H203ZM178 249L181 251V253L178 251ZM172 250H173V252H171ZM199 250H200V248H199ZM201 250H202V252H201V254H202L204 252V250H203V248ZM168 251H169V253H168ZM176 253H178V254H176ZM205 253H203V255L206 258ZM22 254L23 253H20L17 255L15 254L17 257L14 254H9V255L11 256V258L14 262H15L14 259H16V261H19V262L23 259V261L28 260L30 262L33 261V263H36L40 259V258L37 259V256L38 257H40V256L36 252H32V253L30 252L29 253L30 255L28 254V256H32V257H29L31 259H28V257L26 259V254H24L25 256H23ZM184 254H182V255H184ZM12 256H14V257H12ZM146 256L148 258H150V257L153 258L152 255L148 256V254H146ZM253 256H251V257H253ZM45 257L46 258L43 260L42 263H44V261H45L47 264H50L53 260V258H51L52 256L48 255V257L50 259H52L51 261L48 260L47 256H45ZM180 257H181V255H180ZM46 260H48V261H46ZM65 260H67V259H65ZM61 261L63 262L64 258H62ZM192 263H190V264H192ZM193 264H196V263H193ZM198 264H204V263H198Z\"/></svg>",
    "mask_w": 264,
    "mask_h": 264
},
{
    "label": "snow or ice",
    "instance_id": "snow-or-ice-1",
    "mask_svg": "<svg viewBox=\"0 0 264 264\" xmlns=\"http://www.w3.org/2000/svg\"><path fill=\"white\" fill-rule=\"evenodd\" d=\"M66 3L68 4L69 7L72 6L71 0H66ZM60 6L63 7L64 5H60ZM259 57H260V66L262 69H264V51H261L259 53ZM231 83L237 84V81L232 80ZM170 103H171L170 101H163L162 100V101H159L156 104H154L152 107L158 111H162V110H164V105L170 104ZM262 113H264V107H262ZM114 123L116 125L115 128L110 129V131L113 133L114 139L119 138L120 140L125 141L127 139V137L129 136L130 131L133 129V126L135 125L136 122L135 121H127L126 117H120V118L115 119ZM162 139H163V134H162ZM209 151H211V149H209ZM127 174L129 176H132L134 174V172L132 170H130ZM159 179H161L162 181H165L167 183H175V181L171 180L170 178L159 177ZM117 182H119V181H117ZM101 195H103V192L101 193ZM262 203H264V200H262ZM62 210L65 212H78V211H80V209L74 207L71 202L65 203ZM82 215L90 216L91 220L95 222L94 227H96V228L102 229V228L109 226V224L105 222L104 217L100 214L99 211H96L95 214H91V213L87 212V210H85L82 213ZM262 226H264V225H262ZM57 255H59V253H57ZM55 264H70V262L65 260L63 262H55ZM71 264H75V262H71ZM151 264H155V261H152ZM167 264H190V262H186L183 258H181L179 260L169 259ZM217 264H218V262H217ZM239 264H244V261L241 260L239 262Z\"/></svg>",
    "mask_w": 264,
    "mask_h": 264
}]
</instances>
